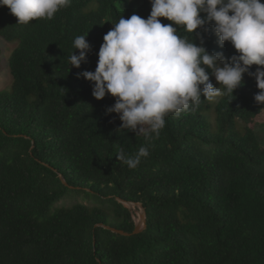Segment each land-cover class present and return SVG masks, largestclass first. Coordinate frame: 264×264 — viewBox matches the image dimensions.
Masks as SVG:
<instances>
[{
  "label": "trees",
  "instance_id": "obj_1",
  "mask_svg": "<svg viewBox=\"0 0 264 264\" xmlns=\"http://www.w3.org/2000/svg\"><path fill=\"white\" fill-rule=\"evenodd\" d=\"M150 12V0H71L51 20L19 24L0 6V39L17 43L12 85L0 92V264H264V144L252 127L264 105L255 78L167 114L146 138L122 129L107 112L116 99L96 100L80 75L95 71L113 24ZM87 33L86 60L71 67L74 39ZM178 34L210 54L238 55L230 42L219 45L214 23ZM141 147L149 154L136 168L116 157ZM72 196L97 205L59 206ZM122 200L145 208L140 233Z\"/></svg>",
  "mask_w": 264,
  "mask_h": 264
},
{
  "label": "clouds",
  "instance_id": "obj_2",
  "mask_svg": "<svg viewBox=\"0 0 264 264\" xmlns=\"http://www.w3.org/2000/svg\"><path fill=\"white\" fill-rule=\"evenodd\" d=\"M147 19L133 14L123 16L103 37L94 72L80 75L93 83V97L100 101L106 95L116 99L107 109L116 113L121 128L146 138L159 134L165 116L179 114L198 106L201 98L213 99L243 86L248 74L256 80L258 94L254 99L264 105V3L261 0H150ZM71 0H0L10 9L19 24L39 19L51 20ZM201 13L206 14L203 18ZM160 18L170 21L162 24ZM214 23V32L222 47L230 42L238 55L229 59L222 53L210 54L193 38L180 36L178 28L192 34L206 24ZM175 25V26H173ZM86 35L74 39L79 55L71 54V67L80 68L90 45ZM256 65L253 73L250 68ZM220 85L216 88L210 75ZM141 147L135 156L123 148L116 155L129 168H136L141 157L148 156Z\"/></svg>",
  "mask_w": 264,
  "mask_h": 264
},
{
  "label": "rangeland",
  "instance_id": "obj_3",
  "mask_svg": "<svg viewBox=\"0 0 264 264\" xmlns=\"http://www.w3.org/2000/svg\"><path fill=\"white\" fill-rule=\"evenodd\" d=\"M17 47V43H8L0 39V48L2 50V62L0 65V92L8 90L13 82V77L9 68V57L13 50ZM253 128L257 129L261 140L264 144V113L261 114L252 125ZM75 203H84L89 206L97 205V202L87 199L83 196H72L66 199L59 206H72ZM137 218V216H136ZM138 219V218H137Z\"/></svg>",
  "mask_w": 264,
  "mask_h": 264
},
{
  "label": "water",
  "instance_id": "obj_4",
  "mask_svg": "<svg viewBox=\"0 0 264 264\" xmlns=\"http://www.w3.org/2000/svg\"><path fill=\"white\" fill-rule=\"evenodd\" d=\"M122 202L124 204L128 205L134 211V214H135L134 219L136 221L134 233L135 234L140 233L141 231H143L146 228L147 214H146L145 208L141 204H138V203H131V202L123 201V200H122ZM136 216L138 219L136 218ZM102 226L107 228V229H110L114 232H118L120 234L127 235L124 231L117 230L115 228L105 226V225H102Z\"/></svg>",
  "mask_w": 264,
  "mask_h": 264
}]
</instances>
